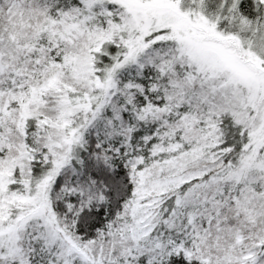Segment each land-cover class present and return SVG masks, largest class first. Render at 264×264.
I'll use <instances>...</instances> for the list:
<instances>
[{
	"label": "snow or ice",
	"instance_id": "snow-or-ice-1",
	"mask_svg": "<svg viewBox=\"0 0 264 264\" xmlns=\"http://www.w3.org/2000/svg\"><path fill=\"white\" fill-rule=\"evenodd\" d=\"M0 264H264V0H0Z\"/></svg>",
	"mask_w": 264,
	"mask_h": 264
}]
</instances>
